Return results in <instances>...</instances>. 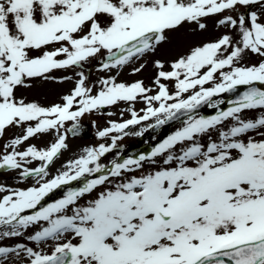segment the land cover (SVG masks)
<instances>
[{
    "label": "snow or ice",
    "instance_id": "1",
    "mask_svg": "<svg viewBox=\"0 0 264 264\" xmlns=\"http://www.w3.org/2000/svg\"><path fill=\"white\" fill-rule=\"evenodd\" d=\"M210 18L223 31L171 62L156 60L152 87L109 77L93 94L77 71L60 103L41 106L16 94L28 80L55 81L56 71L103 53L100 71L122 68L155 53L168 31L187 24L204 32ZM249 54L259 58L251 66L243 63ZM257 85L264 86V0H0V136L23 130L2 146L0 170L35 182L0 186L7 193L0 240L32 228L29 242H52L48 252L0 246V264H264V88ZM224 93L234 98L221 108L225 101L213 98ZM137 101L145 105L140 113L98 132L101 139L114 133L110 144L84 148L48 178L81 117ZM202 106L215 114L197 117ZM255 110L262 111L254 119L242 115ZM181 117L182 126L150 153L101 163L130 127ZM41 134L55 139L45 149L20 150ZM76 181L81 186L42 203Z\"/></svg>",
    "mask_w": 264,
    "mask_h": 264
},
{
    "label": "rangeland",
    "instance_id": "2",
    "mask_svg": "<svg viewBox=\"0 0 264 264\" xmlns=\"http://www.w3.org/2000/svg\"><path fill=\"white\" fill-rule=\"evenodd\" d=\"M241 11H243V9H241ZM207 24L208 28L204 32L193 30V27L187 24L179 30L168 31L166 33V40L157 47L155 53H148L143 58L139 60H133L128 65L122 68L112 69L110 71H100L99 69L102 61H106L107 57V54L103 53L102 55H99L96 58H92L89 61L85 62L82 68L56 71L54 73V75L56 76L55 81H45L40 78L28 80L26 82L28 86L18 89L16 94L18 97L25 99L26 102H36L41 106H50L54 103H60L61 96L68 94L73 87L74 82L77 79L75 74L77 71H83L85 73L87 77L88 87L93 88V94L99 91V81L101 79L109 77H114L116 79V82L118 83L130 84L136 81H143L146 86L152 87L151 82L156 71V69L154 68V62L156 60H160L161 62H171L178 55L185 53L192 45H198L201 42L212 41L220 34L221 31H223V29H217L214 26L212 18L207 20ZM258 59V57L249 54L245 57L243 63L251 66L252 64L256 63ZM141 64H143L142 70L139 72H135L134 69L140 67ZM65 76L72 77V79L64 80ZM59 81L63 82L61 83ZM144 107L145 105L142 101H137L131 104L119 102L116 105L108 106L92 113L85 114L79 119V121L84 124L90 125V134L92 135V137L94 135V139H90V137L85 136L86 138H76L68 140L69 149L65 152L64 157L62 158V160H60L59 163L67 162L70 157L71 161L74 160L83 153V149L86 147L98 146L100 143L110 144L111 137L115 134L112 133L108 138L101 139L98 138V132L100 130L108 128L110 122H121L123 119H128L130 116V111L132 110L140 113ZM261 111L262 110L249 111L243 113L242 115L246 119H254L260 115ZM108 113H111V115H109ZM196 116L198 117V115ZM154 121L155 119L143 121L140 124L127 129V134L123 135L121 141H117L116 147L112 152L106 154V156L101 159V163L105 164L109 162L125 146L136 144V133L142 132L147 125L153 123ZM71 123L72 122H66L65 128H67ZM181 126L182 124H176L173 127H170L171 130L168 135L174 133ZM22 132L23 130L21 128L16 127H9L8 129H6L4 135L0 136V155H3L5 151L2 146L9 143L11 139L22 135ZM66 135L67 139H69L68 134ZM54 139V134H41L26 141L23 145L20 146V150H24L27 146H36L38 149H45L53 142ZM45 143L49 144L43 147V144ZM39 164L40 162L36 161L29 165V167H35ZM56 165L57 164H55V166ZM54 168V164L52 163L48 169L49 178L55 177L62 171L61 170L57 173H53L52 171ZM16 179H19L17 171H7L0 173V186H6L9 189H13L16 186ZM19 183H21V189H24L32 186L35 182L32 180H20ZM4 194L7 193H0V196ZM85 202L86 198L85 200L81 201V203ZM32 231L33 229L30 230V232ZM25 236L26 234L18 238L15 237L0 240V246H3L5 244V246L7 247H14L17 243L27 244L26 241H24ZM10 241L11 243L7 244ZM51 243L52 242L49 241L47 244L41 245L40 247L34 246L36 245L35 243H31L33 247L29 246L28 244L27 245L37 251H39L40 248L47 246L48 248H45L43 250L49 251ZM5 264H12V261H6Z\"/></svg>",
    "mask_w": 264,
    "mask_h": 264
},
{
    "label": "water",
    "instance_id": "3",
    "mask_svg": "<svg viewBox=\"0 0 264 264\" xmlns=\"http://www.w3.org/2000/svg\"><path fill=\"white\" fill-rule=\"evenodd\" d=\"M258 87H261V88H264V86H259V85H257ZM243 90H245L244 88H240L239 89V91H243ZM228 95H231V98H234V94H229V93H224V94H222V96L223 97H226V96H228ZM217 97H214L213 98V100L214 99H216ZM230 98V99H231ZM229 100V99H228ZM228 100H226L225 101V104H223V105H221V108H226L227 107V101ZM203 107H206V106H202V107H200V109L201 108H203ZM204 109V108H203ZM202 109V110H203ZM204 112H203V116H205V117H207V116H210V115H214L215 114V109H213V108H211V109H209V110H203ZM163 128H164V126H163ZM157 128L156 127H152L150 130H149V132H153V131H155ZM151 149H152V147H144V148H142V149H140V150H137V151H134L133 152V156L134 157H137L139 154H148V153H150V151H151Z\"/></svg>",
    "mask_w": 264,
    "mask_h": 264
}]
</instances>
